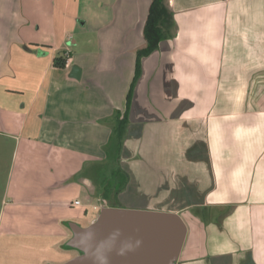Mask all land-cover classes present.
Instances as JSON below:
<instances>
[{"label":"crops","instance_id":"crops-1","mask_svg":"<svg viewBox=\"0 0 264 264\" xmlns=\"http://www.w3.org/2000/svg\"><path fill=\"white\" fill-rule=\"evenodd\" d=\"M167 1L172 25L132 90L117 196L106 149L152 0H0L1 256L63 264L79 254L70 225L115 207L180 214L178 264H264V0Z\"/></svg>","mask_w":264,"mask_h":264},{"label":"water","instance_id":"water-1","mask_svg":"<svg viewBox=\"0 0 264 264\" xmlns=\"http://www.w3.org/2000/svg\"><path fill=\"white\" fill-rule=\"evenodd\" d=\"M70 227L67 246L79 255L63 264H178L188 233L178 213L115 207Z\"/></svg>","mask_w":264,"mask_h":264},{"label":"trees","instance_id":"trees-1","mask_svg":"<svg viewBox=\"0 0 264 264\" xmlns=\"http://www.w3.org/2000/svg\"><path fill=\"white\" fill-rule=\"evenodd\" d=\"M171 25L172 15L170 10L168 9L167 0H152L144 29L146 47L137 53L136 73L127 97V109L123 114L121 113V111L115 112L113 136L110 144L107 147L108 155L113 153L115 159L118 162V165L121 159L124 142L127 138L128 130L131 125L129 119V110L131 105L132 90L134 87V83L140 74L141 59L144 56L150 55L159 47V44L164 40L166 36V31L171 27ZM67 61L68 58L64 54L63 56L57 57L54 60V65L56 68L64 69L67 65ZM129 180L130 175L120 167H118L112 175L110 185L106 188V192H111V189L115 187L114 192L117 196L120 195L123 191L126 190Z\"/></svg>","mask_w":264,"mask_h":264},{"label":"rangeland","instance_id":"rangeland-1","mask_svg":"<svg viewBox=\"0 0 264 264\" xmlns=\"http://www.w3.org/2000/svg\"><path fill=\"white\" fill-rule=\"evenodd\" d=\"M167 5H168V1H167ZM77 37V39H79V40H81L82 39V35H79V36H76ZM89 40H91V43L93 42L94 43V49H96V45H97V40H96V35L95 34H92V33H90V34H87V36H86ZM86 39V38H85ZM87 40V39H86ZM85 40V41H86ZM106 151H108L107 149H106ZM114 160V162H115V164L116 165H114L113 166V171H112V174L109 172V175H108V179H111L112 178V175H113V173H114V171L118 168L117 166H119L120 165V163H119V165H118V162H117V160L114 158L113 159ZM105 170H106V168H105ZM90 201H91V199H90ZM149 209H151V208H149ZM152 211H157V210H152ZM159 212H164V211H162V210H158ZM91 219H88V220H81V221H79V223H80V225H83V226H86V225H88L89 224V221H90ZM0 241H1V239H0ZM9 257V258H8ZM12 255H5V256H1L0 255V264H16V263H13L12 262ZM48 264H58L57 262H56V260H49L48 261Z\"/></svg>","mask_w":264,"mask_h":264},{"label":"built area","instance_id":"built-area-1","mask_svg":"<svg viewBox=\"0 0 264 264\" xmlns=\"http://www.w3.org/2000/svg\"><path fill=\"white\" fill-rule=\"evenodd\" d=\"M75 204H76V205H80V201H76Z\"/></svg>","mask_w":264,"mask_h":264},{"label":"flooded vegetation","instance_id":"flooded-vegetation-1","mask_svg":"<svg viewBox=\"0 0 264 264\" xmlns=\"http://www.w3.org/2000/svg\"><path fill=\"white\" fill-rule=\"evenodd\" d=\"M79 255V254H78Z\"/></svg>","mask_w":264,"mask_h":264}]
</instances>
